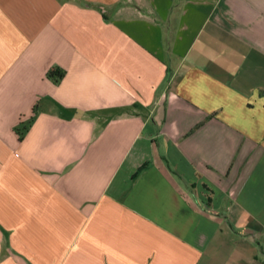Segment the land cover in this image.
<instances>
[{
    "label": "crops",
    "instance_id": "obj_1",
    "mask_svg": "<svg viewBox=\"0 0 264 264\" xmlns=\"http://www.w3.org/2000/svg\"><path fill=\"white\" fill-rule=\"evenodd\" d=\"M0 264H264V0H0Z\"/></svg>",
    "mask_w": 264,
    "mask_h": 264
},
{
    "label": "trees",
    "instance_id": "obj_2",
    "mask_svg": "<svg viewBox=\"0 0 264 264\" xmlns=\"http://www.w3.org/2000/svg\"><path fill=\"white\" fill-rule=\"evenodd\" d=\"M63 74V70L58 67V66H55V65H52V66H49L47 68V70L45 71V75L47 77H51L53 79H58L59 77H61V75ZM25 126H22L19 130V136L20 134L22 133L23 129H24Z\"/></svg>",
    "mask_w": 264,
    "mask_h": 264
}]
</instances>
